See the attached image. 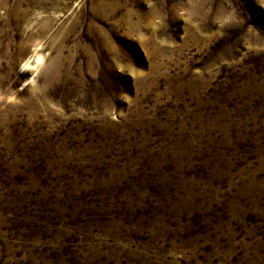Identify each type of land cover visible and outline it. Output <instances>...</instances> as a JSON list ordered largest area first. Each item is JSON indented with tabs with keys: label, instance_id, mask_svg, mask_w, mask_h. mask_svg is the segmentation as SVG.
I'll return each mask as SVG.
<instances>
[{
	"label": "rangeland",
	"instance_id": "obj_1",
	"mask_svg": "<svg viewBox=\"0 0 264 264\" xmlns=\"http://www.w3.org/2000/svg\"><path fill=\"white\" fill-rule=\"evenodd\" d=\"M0 264H264V0H0Z\"/></svg>",
	"mask_w": 264,
	"mask_h": 264
}]
</instances>
